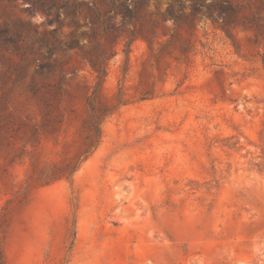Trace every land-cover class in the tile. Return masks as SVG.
<instances>
[{"label":"rangeland","instance_id":"obj_1","mask_svg":"<svg viewBox=\"0 0 264 264\" xmlns=\"http://www.w3.org/2000/svg\"><path fill=\"white\" fill-rule=\"evenodd\" d=\"M0 247L264 264V0H0Z\"/></svg>","mask_w":264,"mask_h":264},{"label":"trees","instance_id":"obj_2","mask_svg":"<svg viewBox=\"0 0 264 264\" xmlns=\"http://www.w3.org/2000/svg\"><path fill=\"white\" fill-rule=\"evenodd\" d=\"M134 1H139V0H130V2H134ZM112 8V7H111ZM127 13H126V16L125 17L123 14V18L122 20L126 21V22H129L130 18L135 14V7L128 4L127 5ZM112 10H115V7L114 9ZM119 13L116 12V15H118ZM133 32H131L132 34ZM88 63L90 64V66L92 67V69L97 72V78H100V77H103L106 75V67H101V65L98 63V62H95V61H92V60H88ZM36 71L33 72V74L31 75V81H30V84H29V90L33 93V94H37L38 92V87H37V84H36V80H35V74ZM0 264H5L4 260H3V255H2V251H1V247H0Z\"/></svg>","mask_w":264,"mask_h":264}]
</instances>
